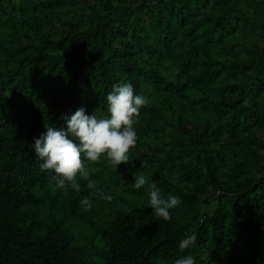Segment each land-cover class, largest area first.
<instances>
[{"label": "trees", "instance_id": "obj_1", "mask_svg": "<svg viewBox=\"0 0 264 264\" xmlns=\"http://www.w3.org/2000/svg\"><path fill=\"white\" fill-rule=\"evenodd\" d=\"M120 83L148 99L129 163L93 164L100 191L57 189L35 138L81 107L106 115ZM140 173L182 200L170 221ZM187 254L264 264V0H0V264Z\"/></svg>", "mask_w": 264, "mask_h": 264}, {"label": "clouds", "instance_id": "obj_2", "mask_svg": "<svg viewBox=\"0 0 264 264\" xmlns=\"http://www.w3.org/2000/svg\"><path fill=\"white\" fill-rule=\"evenodd\" d=\"M106 115L97 111L87 115L81 107L74 114L63 116L66 127L45 125L46 132L34 140L36 156L42 161L41 171H52L55 175L52 180L57 189L70 187L79 192L81 184L78 177L87 180V188L100 191L97 183L90 179L95 171L93 164L101 161L103 157L113 169L130 161V151L138 142L135 125L138 124L141 109L148 105L145 96L135 94L131 83L114 85L107 95ZM146 162L142 161V167ZM148 186V204L157 218L164 221L171 220V211L178 207L182 200L176 195L167 197L155 183H151L143 174H135L136 189ZM101 197L111 201V195L100 193ZM85 210H90L92 201L84 197L80 201ZM196 234L186 235L180 244L181 252L189 249L196 243ZM203 259V257H201ZM174 264H196V257L187 254L174 261Z\"/></svg>", "mask_w": 264, "mask_h": 264}, {"label": "rangeland", "instance_id": "obj_3", "mask_svg": "<svg viewBox=\"0 0 264 264\" xmlns=\"http://www.w3.org/2000/svg\"><path fill=\"white\" fill-rule=\"evenodd\" d=\"M210 200L214 203V208H215V206H216V204H215V202H214V200H213V197H210ZM82 227H84V225H81ZM78 231H79V227H75L74 226V233H78ZM86 253H88V251H86Z\"/></svg>", "mask_w": 264, "mask_h": 264}]
</instances>
